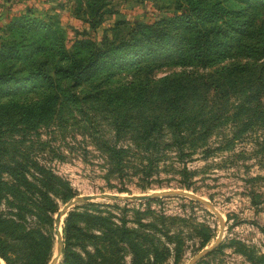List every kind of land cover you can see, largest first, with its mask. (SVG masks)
Wrapping results in <instances>:
<instances>
[{
    "label": "rangeland",
    "instance_id": "obj_1",
    "mask_svg": "<svg viewBox=\"0 0 264 264\" xmlns=\"http://www.w3.org/2000/svg\"><path fill=\"white\" fill-rule=\"evenodd\" d=\"M197 1L212 5V16L223 18L219 26L241 22L246 34L239 38L242 44L264 37V0ZM177 4L196 2L0 0V44L13 39L20 45L29 43L28 50L41 49L29 54L34 59L31 67L17 61L5 67L11 71L33 69L40 60L53 62L57 40L66 52L78 51L80 41L98 47L130 40L136 25L170 17ZM13 20H33L45 29L9 31ZM203 30L192 35L204 40ZM84 50L87 48H80L77 54ZM232 52L236 57L233 63L245 61L237 60L246 52L242 47L225 52L229 59L210 64L202 63L200 55H191L188 63L125 59L77 86L60 80L55 88L40 85L29 94L8 98L0 109V181L10 180L4 172L10 163L28 179L36 166L49 169L68 183L72 197L187 191L214 207L222 221L218 245L195 264H264V130L259 122L248 127L240 121L244 113L236 107V95L230 91ZM65 66L62 61L61 67ZM221 77L225 81L218 85ZM174 93L178 101L171 109L176 107L179 112L181 136L155 126L148 139H143L134 127L116 131L111 126L112 119L118 118V122L121 117L128 123L149 121L157 113L162 116L161 108L167 105L163 99ZM107 148H122L118 166ZM69 199L58 202L56 213ZM4 203L0 199V212L6 210ZM88 203L93 204L88 207L90 213L117 225L123 220L129 228L153 232L151 243L169 250L166 259L155 264H185L219 233L216 216L186 197L121 202L97 199L76 206ZM56 213L51 228L43 229L52 236L50 260L57 251L53 234ZM61 260L60 252L56 264ZM119 264L135 261L124 251Z\"/></svg>",
    "mask_w": 264,
    "mask_h": 264
},
{
    "label": "trees",
    "instance_id": "obj_2",
    "mask_svg": "<svg viewBox=\"0 0 264 264\" xmlns=\"http://www.w3.org/2000/svg\"><path fill=\"white\" fill-rule=\"evenodd\" d=\"M195 2L184 6L177 4L176 12L170 17L151 24L136 25L130 40H119L98 47L80 41L77 42L78 51L82 47L87 48V51L79 54L78 51L66 52L61 41L57 40L53 62L40 60L33 69L30 67L34 65V59L29 54L33 52L34 55L41 49L33 47V50H28L29 43L20 45L13 39L4 41L0 44V109H3L8 98L29 94L40 85L55 88L60 80H70L77 86L108 65L123 64L125 59L130 62L178 59L188 63L191 55L197 58L200 55L204 60L202 63L206 61L210 64L216 59H229L225 52L242 47L246 52L237 60L244 59L243 63H233L236 57L231 56L234 52L230 54V91L236 95V107L244 113L240 121L248 127L259 122L264 130V37L250 44H242L240 37L246 34L241 22L227 27L219 26L223 18L212 16L215 13L212 5ZM218 20L219 24L216 23ZM206 26L209 27L203 30ZM42 28L45 29L44 26L35 25L33 20H13L8 30L35 31ZM201 29L206 38L200 41L192 33L200 32ZM231 32L236 33V36H232ZM220 35L227 38H221ZM193 51L198 54H190ZM23 57L29 59L24 60ZM16 61L29 63L30 67L12 71L6 69L5 66ZM62 61L66 63L65 67H61ZM224 81L225 78L221 77L217 83L220 85ZM163 100H166L167 105L161 108L162 116L157 113L149 121L130 120L128 123L125 117H121L118 122V118L112 119L111 126L116 131L120 127H134L143 139H148L155 126L171 129V134L175 132L181 136L179 112L176 107L171 109L178 101L177 96L174 93L169 99ZM261 144L264 146V142ZM120 149L107 148L117 166ZM6 166L8 168L4 172L10 180L0 181V199L5 202L6 209L0 212V260L3 264H47L51 257L52 236L43 229L51 228L52 215L58 209V202H65L74 193L64 179L42 166H36L35 175L30 174L29 179L17 166L10 163ZM92 205L75 206L63 217L60 227L62 260L59 264H119L124 251L131 254L135 264H139V261L155 264L166 259L169 250L164 245L156 247L151 243L153 232L129 228L123 220L117 225L98 213H90L88 207Z\"/></svg>",
    "mask_w": 264,
    "mask_h": 264
},
{
    "label": "water",
    "instance_id": "obj_3",
    "mask_svg": "<svg viewBox=\"0 0 264 264\" xmlns=\"http://www.w3.org/2000/svg\"><path fill=\"white\" fill-rule=\"evenodd\" d=\"M165 196H179V197H186L202 206L207 208L209 211H211L218 220V227H219V233L218 236L215 238L213 243L209 245L206 248H203L200 252H198L195 256H193L191 259H189L185 264H195L198 260L202 259L204 256H206L208 253H210L219 243L220 236L222 233V221L220 219L219 213L212 207L210 204L205 202L202 198L195 196L187 191L183 190H163L158 192H152L146 195H140V196H121V195H107V194H94V195H84V196H75L69 199L56 213V216L53 219V234L56 238L57 242V251L56 254L52 257L49 264H56L57 258L61 252L62 249V239L60 236V227L59 222L62 219V217L65 215V213L72 207L83 203L87 201H94V200H106V201H143V200H149L152 198L157 197H165Z\"/></svg>",
    "mask_w": 264,
    "mask_h": 264
},
{
    "label": "bare ground",
    "instance_id": "obj_4",
    "mask_svg": "<svg viewBox=\"0 0 264 264\" xmlns=\"http://www.w3.org/2000/svg\"><path fill=\"white\" fill-rule=\"evenodd\" d=\"M59 223H60V222H59ZM0 264H3V263L0 262Z\"/></svg>",
    "mask_w": 264,
    "mask_h": 264
}]
</instances>
